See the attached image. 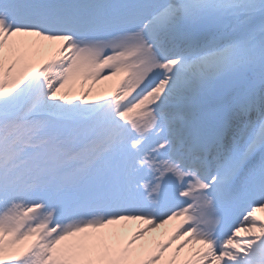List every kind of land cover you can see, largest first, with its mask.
<instances>
[{"label": "snow or ice", "instance_id": "6c2138e0", "mask_svg": "<svg viewBox=\"0 0 264 264\" xmlns=\"http://www.w3.org/2000/svg\"><path fill=\"white\" fill-rule=\"evenodd\" d=\"M258 211L264 0H0V264H264Z\"/></svg>", "mask_w": 264, "mask_h": 264}, {"label": "bare ground", "instance_id": "6f19581e", "mask_svg": "<svg viewBox=\"0 0 264 264\" xmlns=\"http://www.w3.org/2000/svg\"><path fill=\"white\" fill-rule=\"evenodd\" d=\"M113 82L109 81V82H102V83H97L96 85L93 86L94 88V92L93 94H97V93H104L105 91H108L111 87V84ZM77 92L80 91L79 86H77V88L75 89ZM202 104H200L199 108L197 111L201 112V108H202ZM229 120L225 121L228 122ZM171 221H168L167 224L162 225L158 228H152L149 229V232L145 233V237L148 240L149 243H151L153 241V239H157V240H163L165 239L168 234L174 229V227L176 226V223H174L173 225H171ZM142 224L140 222H129L128 226H127V230L131 231L137 227H141ZM157 236V238H155Z\"/></svg>", "mask_w": 264, "mask_h": 264}, {"label": "rangeland", "instance_id": "374dc122", "mask_svg": "<svg viewBox=\"0 0 264 264\" xmlns=\"http://www.w3.org/2000/svg\"><path fill=\"white\" fill-rule=\"evenodd\" d=\"M113 2H119V0H113ZM221 111H223V113L226 111V109L224 108V106H222Z\"/></svg>", "mask_w": 264, "mask_h": 264}]
</instances>
